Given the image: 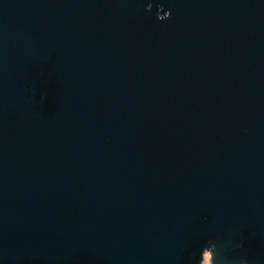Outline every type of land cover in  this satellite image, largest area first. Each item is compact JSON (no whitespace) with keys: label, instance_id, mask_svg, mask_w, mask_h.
<instances>
[{"label":"water","instance_id":"95a60500","mask_svg":"<svg viewBox=\"0 0 264 264\" xmlns=\"http://www.w3.org/2000/svg\"><path fill=\"white\" fill-rule=\"evenodd\" d=\"M264 264V0H0V264Z\"/></svg>","mask_w":264,"mask_h":264},{"label":"rangeland","instance_id":"374dc122","mask_svg":"<svg viewBox=\"0 0 264 264\" xmlns=\"http://www.w3.org/2000/svg\"><path fill=\"white\" fill-rule=\"evenodd\" d=\"M206 264H209V259H208V261H207V263Z\"/></svg>","mask_w":264,"mask_h":264}]
</instances>
